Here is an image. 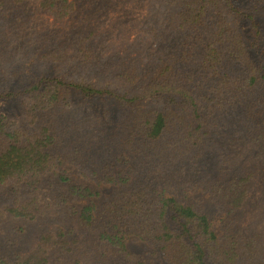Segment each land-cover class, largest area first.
Returning a JSON list of instances; mask_svg holds the SVG:
<instances>
[{
    "label": "trees",
    "instance_id": "16d2710c",
    "mask_svg": "<svg viewBox=\"0 0 264 264\" xmlns=\"http://www.w3.org/2000/svg\"><path fill=\"white\" fill-rule=\"evenodd\" d=\"M154 1L160 10L148 18L178 39L174 58L151 68L131 55L101 60L91 21L59 39L32 26L40 16L53 28L55 19L99 18L116 0H0V187L10 185L0 264H154L126 249L128 237L167 264H264V231L245 224L256 180L264 208V0ZM86 66L101 82L70 75ZM228 128L246 166L215 178L207 151ZM102 184L115 190L94 204ZM189 188L215 203L220 235L186 200ZM16 220L38 228L33 250L21 248Z\"/></svg>",
    "mask_w": 264,
    "mask_h": 264
},
{
    "label": "rangeland",
    "instance_id": "374dc122",
    "mask_svg": "<svg viewBox=\"0 0 264 264\" xmlns=\"http://www.w3.org/2000/svg\"><path fill=\"white\" fill-rule=\"evenodd\" d=\"M236 4L241 6H255L258 4V0H235ZM154 0H116L115 8L109 12L106 11L99 18H81V20H77V18H68L63 19L60 23L55 19L56 27L53 28L51 26L50 18H35L33 27L35 25H39L40 28L44 27L49 30H54L55 39H59L65 37L66 34L72 27H75L80 24H85L89 21L92 22V30H93V46L96 47L97 51H99L101 60L104 62H112L113 59L115 62L120 60L119 56L121 55H131L136 57L139 60L141 67H155L157 64L158 58L163 59H173L175 54L170 50V42L173 39H178L173 37L169 30H165L162 26V18L161 22L158 18L157 21L153 20V18H148L149 13L153 11V13L157 14L160 10L158 5L154 6ZM263 11H264V7ZM87 10H89V5H87ZM259 18L256 23L259 24V28L262 31V41L264 42V15H257ZM96 16V13L94 15ZM38 21L39 23H36ZM152 26H155L157 31L154 32L153 36L147 34V30H149ZM245 33L248 35V39H253L255 37V26L250 25L249 23H245L243 25ZM264 53L263 50H260ZM78 70L80 72H78ZM80 76L84 72L87 74V80H96V82H101V76L94 75L93 70H87V66L84 68H78L74 71H71L70 75ZM151 104L159 106L158 101L150 102ZM1 112V111H0ZM224 136L222 135L221 142L213 143L217 141L215 139L212 143L211 149H208L206 159V166L208 168V173L217 178L223 177L220 175L223 170L222 168H228V170H232L233 172L241 173L246 166L242 160L243 149L238 147L237 144H233L232 138L237 135V131L232 128H228L223 131ZM210 145V146H211ZM217 148H215V147ZM218 149V150H216ZM224 166V167H223ZM68 172L71 176H73L76 180L82 183H91L89 177L87 175L81 174L75 167L68 166ZM228 175V173H227ZM10 185L0 187V212L4 208L3 193L9 188ZM260 183L256 180L254 187L252 188L250 197L248 202H246V226L250 229H256L259 231H264V215L262 211L264 208L262 207V203L260 202ZM100 196L93 201L94 204H100L107 197L111 196L115 190L114 186L102 184L99 186ZM262 190L264 187L262 186ZM186 200L194 202L198 204L203 212L208 215L211 219V229L217 235H220L222 232L221 229V217L222 214L217 210L215 203L211 199V197L203 192L199 188H189L186 191ZM248 203V204H247ZM76 206H80L82 204H74ZM26 222H22L21 220H16V223L12 225L13 233L17 232L24 237L19 241L21 248H25L26 251L33 250L36 246V237L39 233L38 228L33 224H25ZM10 224V219L1 218L0 217V226L3 228ZM22 230V232L20 231ZM0 241L4 244L5 239L4 236L0 235ZM125 247L130 253H134L137 255H141L145 258L151 259L154 264H167L161 259H153L149 257L148 250L149 246L141 242L137 239L126 238ZM49 257V256H48Z\"/></svg>",
    "mask_w": 264,
    "mask_h": 264
}]
</instances>
